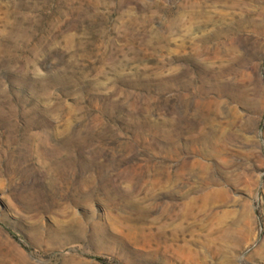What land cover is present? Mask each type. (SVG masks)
<instances>
[{
  "label": "rangeland",
  "instance_id": "rangeland-1",
  "mask_svg": "<svg viewBox=\"0 0 264 264\" xmlns=\"http://www.w3.org/2000/svg\"><path fill=\"white\" fill-rule=\"evenodd\" d=\"M264 264V0H0V264Z\"/></svg>",
  "mask_w": 264,
  "mask_h": 264
},
{
  "label": "trees",
  "instance_id": "trees-1",
  "mask_svg": "<svg viewBox=\"0 0 264 264\" xmlns=\"http://www.w3.org/2000/svg\"><path fill=\"white\" fill-rule=\"evenodd\" d=\"M95 262L98 264H106V260L101 259V258H92Z\"/></svg>",
  "mask_w": 264,
  "mask_h": 264
}]
</instances>
